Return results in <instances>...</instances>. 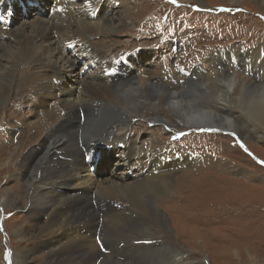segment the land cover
Listing matches in <instances>:
<instances>
[{"label":"bare ground","instance_id":"1","mask_svg":"<svg viewBox=\"0 0 264 264\" xmlns=\"http://www.w3.org/2000/svg\"><path fill=\"white\" fill-rule=\"evenodd\" d=\"M120 1L119 5L122 7L126 0ZM262 1L264 9V0ZM30 2L32 0L25 3L26 14L23 15H31L27 11ZM73 4L75 0L41 1V12L33 14L31 19L36 23L33 30L22 16L18 20L20 28L18 26L13 29L11 26L14 19H11L9 29H0V38L9 37L8 41L7 38L0 40V51H3L0 52V72L3 71V75L0 73V117L12 119L13 112L22 113L15 118L25 129L16 137H8L10 146L6 151L16 147L18 143L19 146H25L37 142V146L28 153L27 161L13 164L15 173L13 178L10 177L16 184L23 187L27 184V189L32 190L31 195L27 190L26 197H31L28 204L26 200L20 202L11 189L1 192L4 195L0 197V201L5 209L20 208L28 217L44 221L38 226L40 229L35 232L31 230V233L18 225L13 226V238L23 241L44 234V240H37L39 244L35 247H39L37 251L40 247L49 249L47 258L51 256L54 264H122L109 256L117 251L118 254L120 252L122 255L132 256L141 249L146 253L148 250L152 258L156 257L154 264H173L175 258L174 264H178L180 250L173 245L178 246L177 240L175 242L169 236L170 241L164 243L158 238L161 229L169 234L171 230L166 208L160 203L169 200L167 197L161 198V195L166 191L170 198L180 197L171 193L172 187L176 186V178L170 172L189 171L180 175V178L195 173L190 165L196 163L197 157L183 149L175 150L173 142L164 148L148 149L140 146L137 141L142 139L139 131H144V126L137 125L140 129L134 130L136 132L132 134L133 139L124 132L130 116L143 112L148 114L147 118L161 121L159 105L164 100L169 114L177 122L221 126L223 129V126L233 128V123L240 121L258 136V130L255 129L261 127L264 130V88L242 81L235 74L225 73L219 75L214 82L215 87H212L211 82L204 78L205 74L201 75L202 80L198 79V74L203 73L202 68L189 70L188 77L178 76L174 72L176 76L171 77L172 74L170 78L175 81V86L168 87L164 81L165 76L168 78V70L163 73L162 70L164 66L172 67L174 64L167 56L158 59L155 51L150 54V59L148 53H143L144 58H138L140 67L135 73L123 72L106 85H100L104 75L99 64L90 72H82L91 69L93 61L88 59L92 56H95L94 61L97 62L106 54L114 57L118 55L122 41L117 42L111 35L120 27L113 29L110 24H106L108 18L104 16L99 17L102 21L99 26L83 23L85 18L89 20L91 8L96 10L94 0H78L76 8H81L78 10V20L70 12ZM49 5L52 9H49ZM119 5H113L117 13L122 12ZM45 6L49 9L46 15ZM57 7L60 8L56 10ZM126 11L125 13H130L128 9ZM80 21L81 25L78 24ZM25 24L29 31H33V37L25 38L30 43L21 39ZM54 34H57V39H54ZM11 37V47L19 45L16 51L9 47ZM85 37L92 38L94 42ZM77 40L78 43L75 42ZM62 41L67 42L64 47L61 46ZM70 43L81 44V47H77L74 52H67L65 46ZM69 49H72L71 45ZM247 51L255 58V63L260 64L261 70L264 69V43L257 49ZM237 52L245 54L246 50ZM1 54H6L8 58ZM3 60L7 63L5 69L2 68ZM78 61L81 62L77 70ZM146 63L149 65L147 69L143 68ZM26 64V67L22 66ZM220 64L217 59L215 67ZM242 64L247 65L245 59ZM174 68L176 67L173 66V71ZM76 83L81 85L79 90ZM201 93H209L210 101L215 102L216 106L218 102L221 104L212 109L208 103L207 105L204 101L197 100L196 97ZM53 98H58L60 104H55ZM4 100L10 102L8 106L3 105ZM226 105L238 110L239 119L224 118V114H227ZM23 106L27 108L26 111L16 109ZM140 107L142 109L139 110ZM26 131L29 132L27 136ZM258 137L264 140V132ZM90 141H94L91 152L82 156L79 148ZM118 143L125 145L123 150L118 149L121 159L110 162L114 165L117 180L96 176L98 166L104 168L106 157L110 155L106 152V147ZM93 153L92 163H96V168L89 169L91 165L85 160ZM210 161L219 162L210 159L199 170L211 166ZM68 164L71 168L67 167ZM64 165L66 168L61 169ZM77 168L79 175L74 172ZM23 170L26 172L23 173ZM38 172L39 182H34ZM81 174L83 175L80 176ZM128 174L132 177L129 180H136L123 183L129 177ZM246 193L251 194L248 191L244 192ZM10 200L12 203H9ZM184 203L185 207L192 204L188 199ZM172 209L178 210L176 206ZM43 213L45 217L39 218L38 215ZM179 216L181 215H174L177 231L186 235L188 242H196L194 225L185 224L182 219L189 218ZM189 217L191 219L192 215ZM189 247L187 246L188 249ZM188 249V252L195 251ZM34 250L36 249L32 247L15 248L10 256L12 263L29 264ZM193 253L184 255L192 260ZM218 255L222 259L221 254Z\"/></svg>","mask_w":264,"mask_h":264},{"label":"rangeland","instance_id":"2","mask_svg":"<svg viewBox=\"0 0 264 264\" xmlns=\"http://www.w3.org/2000/svg\"><path fill=\"white\" fill-rule=\"evenodd\" d=\"M38 1L39 3L33 2L34 4L28 6V12L31 15H23L26 14L23 11L25 7H21L20 4L18 6L14 4L15 16L18 18L10 26L13 29L18 26L20 28L18 20L21 19L19 18V14L23 11L24 22L27 20L28 26H32L33 30V27L36 25L31 20L34 17L33 14L40 13L42 8H39L41 0ZM115 1L94 0V4L96 8H99L100 12L105 11L102 16L108 18L106 24H110L113 29L120 27L116 29L115 34L111 35L117 42L122 41L118 53L122 52V54L127 55L132 50L143 49L142 53H148L150 59V54L155 51L158 59L167 56L171 63L180 66L187 65L192 60L201 59L203 55L207 54L202 60L201 68L203 69V73L198 74V79L202 80L203 77L201 75L205 74L204 78H207L211 82L210 85L215 87L214 82L221 73L235 74L242 81L245 80L264 88V69L261 70L260 64L255 63V58H252L251 54L247 51H250L252 48L257 49L264 43V9H262V0H175V2H172V0H126L124 4L126 6L123 5L122 7L119 5L122 1ZM77 2L78 0H75L73 7H70V12L78 20V10H81V8H76ZM10 3L12 5L13 0ZM114 3H117L121 7L122 12L117 13V9H114L113 6ZM47 8L48 6H45L44 15H46V11L52 9L51 5H49V9ZM126 9L130 10L131 14L125 13L127 12ZM99 11L96 17L89 16V20L85 18L83 23L99 26L102 22L99 18ZM90 14L92 15L91 11ZM11 18L14 19V17H10L9 19ZM78 24L81 25L82 22L80 21ZM171 32H174L177 36L176 42L179 46V52L168 54L169 52L155 49L154 46L158 44V41H161L168 34L171 35ZM28 36L33 37V31H29L25 24L21 39L23 38V41L30 43V40H25ZM53 37L57 39V34H54ZM5 38V36L1 37L0 40H4ZM85 38L93 41L92 38ZM75 42L78 43L79 41ZM66 43L62 41L61 46L64 47ZM12 44L13 38L9 43V47ZM46 45L51 46L50 44ZM70 45L72 49H69ZM18 46L16 45L11 48L16 51ZM77 47L80 48L81 44L70 43L65 46V51L74 52ZM240 47L242 49L238 50ZM225 48L233 49L236 52L229 54ZM158 50L160 51L159 53ZM241 50H246V53L239 54L237 52ZM0 52L3 51L1 50ZM1 55L4 58H8L6 54ZM111 57L114 56L106 54L98 59L97 62L94 61L95 56L90 57L88 60L93 61L91 69H86L82 74L94 70L97 64L101 67L100 63L103 61L106 62V67L110 68L109 62ZM12 58H15V56ZM131 58L129 57L130 60ZM217 59L221 64L215 67ZM243 59L246 60L247 65L242 64ZM209 61H212L211 64H209ZM2 62V68L5 69L7 63L4 60ZM80 62H76V69L80 68ZM93 63L96 64L95 67H93ZM132 64L134 68L133 70H127L128 73H135L137 68L140 67L138 58ZM22 66L26 67L27 64ZM148 67L147 63L143 66L145 69ZM176 68H174V71ZM191 69H194V67L189 68L188 71ZM163 72L164 69L162 70ZM0 73L3 75V71ZM162 73L160 72V75ZM175 74L182 76L176 72ZM175 74L171 77L176 76ZM251 74L253 75L251 76ZM103 77L99 83L100 85H106L108 82L113 81L105 76ZM52 81L54 82V79ZM164 81L167 82L168 87L175 86V81L170 77L166 78L165 76ZM75 86L77 90L81 87L77 83ZM196 98L197 100L204 101L203 103L205 104L208 103L209 105H207L212 109L218 108V104H221L218 102L216 106L215 102H211L209 93L198 94ZM53 100L54 103L56 102L55 104H60L58 98H53ZM9 103V101L4 100L3 105L8 106ZM160 105L161 121L151 120L147 118L148 114H143V112L137 115L134 114L130 116L127 129L124 130L126 136L133 139L134 136L132 134L138 128L140 129V127H137L139 124V126H144V131H139V136L142 139L137 142L140 146L148 149H155L156 147L164 148L165 145H170L173 142L174 145L172 147L174 146L175 150L183 149L185 152L192 153L197 157V161L190 165L192 169H195V173L186 174L180 178V175L189 171L178 170L170 172L176 178V186L172 187L171 193L180 197H176L177 199L170 198L169 193L166 191L161 195V198L167 197L169 200L168 202L160 201V203L162 207L166 208L165 213L168 217L171 230L169 234L168 231L161 229V235L158 236L160 238L159 241L164 243L169 242V236L175 242L177 240L178 246L172 243L174 247L180 250V264H187L188 262L189 264H264V163H261L264 162V140L258 137L260 133L263 134V128L259 127L260 129H255L258 130L257 136L253 133V129H250L248 125L239 120V122L233 123V128L223 126V129H221V126L203 124L190 125L177 122L174 116L169 114L170 111L165 106L164 100H161ZM16 109L21 110V112L27 110L24 106ZM225 110L227 114H224V118L231 120H237L235 118L239 119L238 110L235 107L226 105ZM12 114V119H7V116L6 118L0 117V147L4 148V150L0 149L3 150L0 153V197L4 195V193H1L4 189H11L19 197L20 202L26 200V204H28L31 197H26L27 190L29 195H31L32 190L29 191L30 188L27 189V184L24 185V188L11 179L15 173L13 164L17 161L18 163L22 160L27 161L28 153L32 150L31 148L37 146V142L25 146H19L18 143L16 147L6 151L10 146L7 141L10 139L8 137H16L21 130L25 131L18 119L15 118L17 115H22V113L16 111ZM135 129L136 131H134ZM233 133L235 135H232ZM25 135H29V132L26 131ZM237 137L239 138V143L237 142ZM93 145L94 141L84 143L83 147L79 148L81 155L83 156L90 151ZM106 152L109 154L108 150ZM110 154L114 156L116 153L113 151ZM210 159L219 162L210 161L211 166H208L204 170H199ZM69 165L67 167L71 168V165ZM64 167L66 168L64 165L61 169H64ZM192 169H190L191 172ZM22 172L25 173L26 170ZM74 172L79 175L78 168ZM108 172L111 174H107ZM116 174L114 165L111 163L102 175L98 174L97 176L117 180ZM36 176L37 179H34V182H39V172L36 173ZM128 176V178L122 181L123 183L136 180H129L132 177L130 174ZM186 191L188 192L186 193ZM245 191L251 194H244ZM187 199L192 204L185 207L184 202H187ZM9 203H12V200ZM171 205L176 206L178 210H173L172 208L174 207H170ZM169 209L172 210L170 211ZM24 213L25 211H21L20 208L13 210L5 209L0 201V264H13L10 256L12 251L17 247H32L36 249L29 264H54L55 261L51 256L47 258V250L49 249L40 247L37 251L39 247H35V245L39 244L38 241L42 242L44 240V234L29 237V239L23 241H17L13 238V226L18 225V227H22L31 233V230L35 232L37 229H40L38 226H41L44 222L35 220L30 216L28 217ZM183 213L186 215H183ZM175 214L181 215L179 217L184 216L189 218L182 220L185 224L194 225L193 235L196 242H188L187 236L177 231L178 228L174 225V221H176L174 218ZM191 215L192 218L190 219L189 216ZM38 217L44 218L45 213L38 215ZM99 219L101 222V217ZM176 236L177 238H175ZM187 246H190V249ZM187 249L195 251L194 253L188 252ZM6 252L10 253L7 260L5 259ZM185 253H193L192 260L187 258L185 256L187 254ZM219 253L222 259H219ZM120 255L122 254L120 252L118 254L117 251V253L114 252L109 257L122 264H151L157 261L155 256V258L153 257L154 259L151 257L148 250L146 253L142 249L132 256H129V254ZM175 262L176 258L174 259Z\"/></svg>","mask_w":264,"mask_h":264},{"label":"snow or ice","instance_id":"3","mask_svg":"<svg viewBox=\"0 0 264 264\" xmlns=\"http://www.w3.org/2000/svg\"><path fill=\"white\" fill-rule=\"evenodd\" d=\"M172 2H175V0H172ZM232 135H235V134L233 133ZM237 142L239 143V138L238 137H237ZM241 146H243V145H241ZM261 163H264V162H261ZM9 256H10V253L6 252L5 253V259L7 260L9 258Z\"/></svg>","mask_w":264,"mask_h":264}]
</instances>
